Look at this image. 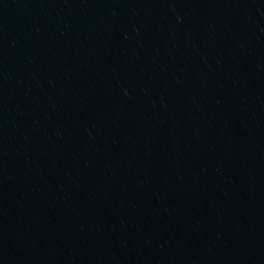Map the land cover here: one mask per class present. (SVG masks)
<instances>
[{
    "label": "water",
    "instance_id": "water-1",
    "mask_svg": "<svg viewBox=\"0 0 264 264\" xmlns=\"http://www.w3.org/2000/svg\"><path fill=\"white\" fill-rule=\"evenodd\" d=\"M0 264H264V0H0Z\"/></svg>",
    "mask_w": 264,
    "mask_h": 264
}]
</instances>
